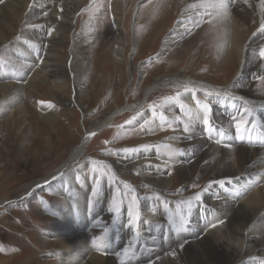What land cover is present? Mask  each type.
I'll list each match as a JSON object with an SVG mask.
<instances>
[{"label":"rangeland","instance_id":"rangeland-1","mask_svg":"<svg viewBox=\"0 0 264 264\" xmlns=\"http://www.w3.org/2000/svg\"><path fill=\"white\" fill-rule=\"evenodd\" d=\"M7 1L0 0V32L3 34V38L0 37V61L9 62L7 65L0 63V264H69V250L78 246L83 255H75V261L81 262L84 255L93 254L92 260L94 256H99L95 257L97 263L93 260L94 264H99L106 259V248L98 250L91 241L93 237L102 235L105 227L110 230L109 248L115 245L113 264H122L117 253L128 246L132 236V230L126 226L127 207L125 205L123 215L115 225L112 223L113 214L108 211L116 188L120 187L123 191L121 182L129 183L136 189L142 213V235L136 245L137 255L129 263L126 261L123 264H161V261L167 264L170 259L169 264H211L201 247L170 231L163 201L167 200L174 210L178 201L186 200L196 192L204 193L212 185L213 182L205 176L194 175L195 166L206 158L214 164L218 159L212 163L211 150L214 151L221 143H216L218 137L214 132L209 149L211 154L207 150L203 152L206 149L204 147L196 155L182 154L176 139L181 129L184 132L183 123L187 121V114L180 105L195 111V101L201 100L212 109L223 96L215 93L208 97L202 96L200 94L205 93L204 90L189 85L196 89L195 94L184 92V84L167 81L157 83L158 86H154L147 97L144 95L156 77L171 73L181 77H195L209 83L216 91H227V86L239 81L245 67V48L241 46L240 53L233 54L230 61L220 62L216 54V43L206 33L211 23L205 17L197 32L190 36L200 33L192 48L187 51L178 49L182 47L177 43L178 33L186 29L184 22L187 15L195 18V12L200 11L197 9L186 15L185 9L197 0ZM254 3L260 10V0ZM77 4L81 5L77 18L71 19L70 24L65 23L66 27L61 26L56 18L68 20V13ZM115 10L118 13H114ZM255 11L254 15H258L259 11ZM46 14L53 16V19L45 18ZM236 14L241 17L240 13ZM251 24L249 26L253 30L256 22ZM33 25L36 27H31ZM55 33L57 37H53ZM42 43H50L52 49L44 50ZM255 43L257 47L247 49L250 59L247 71L250 73L245 74L249 84L246 86L251 85L249 89L253 97L259 96L263 100L264 84L256 77L264 75V59L259 57V50L264 48V36H257ZM46 52L66 69V73L60 77L62 83H55L51 78L49 84L41 73L44 70L41 66L43 61L48 60ZM33 73L38 79L35 83L32 81ZM254 85H257L256 90ZM177 91L181 93L178 101L164 103L163 108L159 107L163 97L174 96ZM154 103L157 105L155 117L151 107ZM50 104L53 106L50 107ZM112 106L122 110L110 124L96 131L71 172L59 177L65 178L66 191L63 189V192H59L45 185L29 202L8 203L15 200L30 184L63 166L69 158V146L76 144L83 131L103 117ZM138 111L141 115L131 125H125L124 122ZM160 111L169 120L179 117L173 125L175 131L167 126L164 129L159 127ZM145 120L150 123L142 130L140 125ZM46 121L52 122L50 129ZM233 122V117L222 120L217 129L223 128L225 131L228 124ZM184 140L189 139L184 136ZM144 144L169 145L176 155L169 160L167 149L161 148L157 152L156 147L147 152L142 148L138 153L126 154L122 151L124 148H139ZM183 158L186 169L190 170L187 169L185 176L180 177ZM113 161L121 164L125 162L128 167L125 168L123 164L115 167ZM93 167L113 173L116 180L110 184L105 177L101 181L100 195L89 210V201L93 199L91 191L95 186L91 171ZM130 168L132 170L126 172ZM260 179L261 176L256 180L258 184ZM258 186L251 183V192ZM110 189L113 194L101 212L98 209L101 197L105 190ZM154 193H159L162 200L154 199ZM248 195L246 193L239 197V202H243ZM153 206L156 212L151 211ZM221 212L212 210L204 215L201 235L206 236L208 225L218 226L222 224L218 223L221 220L225 223L224 212ZM242 228L247 233L248 227ZM251 229L254 228L251 227L249 232ZM238 232L241 233L242 229ZM240 233L232 243L235 249L242 245L244 249L240 256L245 251L246 255L233 264H244L251 258L253 248L245 246L246 240ZM165 235L167 239H164ZM152 236L157 239H151ZM258 239L262 243L264 238L258 236ZM230 252L229 257L233 259ZM233 254H236V250Z\"/></svg>","mask_w":264,"mask_h":264},{"label":"bare ground","instance_id":"bare-ground-1","mask_svg":"<svg viewBox=\"0 0 264 264\" xmlns=\"http://www.w3.org/2000/svg\"><path fill=\"white\" fill-rule=\"evenodd\" d=\"M8 1H10V0H8ZM255 1L256 0H248V3H245L244 0H235V3H233L230 6V17L228 19L223 20L221 22H213L210 24L208 29H206L207 27L205 28L206 33L216 43V46H217L216 47V54H217V58L220 60V62L221 61H226V62L230 61L231 56H233V54H235V53L239 54L240 53L241 46H243L245 48L244 59L246 61V62L244 61L245 67L243 68V71L240 74L239 81H237L233 85L227 86L228 87L227 91H230L232 89L233 91H230V92L233 93V95L235 97H237V98L243 97L244 100L243 101L240 99L233 100L230 98L222 97L220 102L216 103L215 106L212 107V109L210 108L211 109L210 113H209L210 116H208V119L211 121L213 128L217 129V127L220 126V122L222 120L226 121V119H228L230 117L241 116V114L243 112L244 102L247 101L249 103V105L253 106V108H254V116L250 117L249 120L251 121L252 119H254L255 123H256V127L254 129L253 128L249 129V131L251 132V140L249 139L248 134H245L243 139H241V137L235 131V127H234L235 122L228 124V126L225 129L226 135H225L224 141L221 143V145H217V148L214 149V151L211 150L213 152L211 155V158H210L211 160H213L212 163H214L216 158L218 160L216 159L217 161L214 164H211L208 161V158L205 157L206 159L201 160V162L199 164H197L196 166L193 165L196 167V171L194 170L195 171L194 175H197V174L200 176L203 175L209 181H212L213 183L208 190L204 191V193H203L204 194V200L202 202L192 206L191 214L188 217V219H189L188 231L182 232L179 237L187 238L188 241L191 242L192 244L195 243V244H197V246L201 247L204 250V252L206 253V255L208 256L211 264H228V263L233 264L237 261H240L242 259V257H244L246 255V251H245L242 253V256H240L242 250L244 249L242 245H240L239 249H235V247L232 243L233 242L232 240L234 238H236L237 234L240 233L238 231H240L241 229H242V232L240 233V235H243L244 239L246 240L245 246L249 245V248L250 247L253 248L252 253L250 254L251 258L248 259L247 262H244V264H260L261 262L262 263L264 262V239H263L262 243L259 242V239H258V236H263V238H264V108L261 107V105H264V99L263 100L260 99L259 96L253 97V94L251 93V90L249 89V87L251 85L249 87L246 86L248 84L247 83L248 80H247V77L245 75L246 72L250 73L249 71H247L248 70V64L250 61V59L247 55V52H249V51H247V49L249 50V49H252L253 47H257V45L255 43L256 37L259 35L264 36V30L258 31L259 25L261 22V18H260L261 17V9L259 10L258 8L255 7V3H254ZM18 3H20V1ZM166 5H167V3L165 4V6ZM6 6L7 5L5 4V7ZM80 6H81L80 4H77L71 9V12L68 13L69 16H67L68 20L55 17L56 20L60 21L61 26L66 27L67 26L66 24L71 23V19L77 18V14L80 11ZM30 8H32V7H30ZM0 9H1V7H0ZM254 9H256L255 12L259 11L258 15H254ZM237 12L241 14L240 18H239V15L236 14ZM114 13H118V12L115 10ZM50 15H51V13H50ZM50 15L46 14L45 18H47L48 20L53 19V16H50ZM16 16H17V14H16ZM256 16L258 18H256ZM17 18H18V16H17ZM259 18H260V20H259ZM195 19H196V16H195L194 20ZM17 21H19V20H17ZM51 21H53V20H51ZM0 22H2V21H0ZM255 22H256V24L254 25L253 30H251L249 24L250 23L254 24ZM187 28L190 29V31H186V29H185L181 33H178V40L179 41L177 43H178V45H182V47H178V49L180 48V50H183V51L184 50L187 51L190 48H192V46L196 43L197 38L200 34L198 32L196 35L190 37L194 32H197V30L200 28V27H194L192 21L190 22V26ZM13 32H15V31H12V33ZM56 35L57 34L55 33V35L54 36L52 35V36L57 37ZM0 37L3 38V34H1V32H0ZM54 39H56V38H54ZM42 45H43L44 50L50 51L52 49V45H50V43H48V44L42 43ZM243 47H242V49H243ZM240 58H242V57H240ZM46 59H48V60L43 61V64L41 65L44 69L43 71H41V73L43 74V76H45V78L49 84H51V82H50L51 78H53L52 81L55 83H59V82L62 83L63 81L61 80L60 77L63 73H66V69L64 67H62L59 63L55 62L54 57L52 55H49V52H46ZM242 60H243V58H242ZM260 68L261 67H259V69ZM261 73H263V72H261ZM255 76H257V74ZM36 77H37V75L35 73H33L32 81L34 83L37 82V80H38ZM32 81L30 82V85H31ZM161 81L162 82H164V81L180 82L182 84H187L189 86H193V87H195L201 91L204 90V92H205V90H207L208 92H211V93L218 92V91L212 89L211 85L205 81H200V80L196 79L195 77H186V76L181 77L177 73H175V74L171 73V74H166V75H161L159 77H156L154 82L147 87L144 96L147 97V95L152 91L153 87L154 86L157 87L158 85H156V84L161 82ZM234 85H238V86H234ZM6 86L7 87L10 86V84H6ZM256 86L257 85H254V90H256ZM31 87H32V85H31ZM6 91H7V89H6ZM200 95L206 96L205 93H201ZM83 97H85V96H83ZM206 97H208V96H206ZM214 98H216V97H214ZM205 99H207V98H205ZM24 101H25V99H24ZM24 101H23V103H24ZM214 101L217 102L216 99H214ZM20 107L21 106H19V108ZM120 110H122V109H119L118 107L116 108L115 106H112L111 108H109L108 111L105 113V115H103V117L99 118L97 121L92 123L89 128L87 127L83 131V133L79 136L80 140L76 144L69 146V151H70L69 158L63 166H61L60 168H58L57 170H55L51 174H49V175L33 182L32 184H30L25 191H23L19 196H17V198H15V200L9 201L8 203L12 204L13 202H16L17 204H22L23 202H26V201L29 202L30 200L35 198L36 193L41 188H43L45 185L53 187V188L57 189L59 192H63V189H65L64 185L67 184V182H66L65 178H59V177H61L60 173H65L67 175L71 172L72 168H74V166L76 165L81 154L83 152H85L87 145L91 142L92 138L94 137V136H89L88 134L90 132L96 133V131H98L100 128H103L104 126L110 124L111 121L113 120V118L120 112ZM199 111L201 113H203V109H199ZM20 113H22V112H20ZM47 118H48V116H47ZM46 123H47L48 128L51 127V124H50V123H52L51 121H46ZM53 123H54V121H53ZM181 130L178 133L176 141H177V146L179 147V149H181L182 154H184V155L187 154V156L196 155L200 150L203 149V147L206 148L203 152H206V150L209 152V149H211V144L213 142L211 140V138H212V135L215 131L212 132L211 138H210L208 128L206 125L203 124L202 119H197L191 123L189 133L181 132ZM184 136H185V138H188L189 140L185 141ZM225 144L231 145V147H225ZM217 151H218V153H217ZM67 152H68V150H67ZM204 156H206V155H204ZM231 161H232L233 166L231 165ZM181 162H182V164L180 166V171L179 170L178 171H179V173H181L180 177H182V176L184 177L186 174V170L188 168L186 169V167H185L186 164L183 163L184 158L182 159ZM124 163L125 162H123L122 164L125 166V168H127L128 167V165H126L127 163H125V164ZM113 164L115 167L122 165L121 163H116L115 161H113ZM234 167H236V168H234ZM122 169H123V167H122ZM177 169H179V168H177ZM131 170L132 169L130 168L126 172H129ZM188 170H190V169H188ZM120 173L121 172L119 171L118 174H120ZM187 173H189V172H187ZM192 175H193V173H192ZM259 176H261V179H260V183L258 184L256 180H258ZM52 177H55V179H52ZM220 180H225L226 181L225 184L220 185L218 183V181H220ZM50 181H52V182L50 183ZM251 183L255 184V185H259L252 192H251L252 187L250 188ZM72 184H74V183H72ZM165 189H167L166 186H165ZM65 191H66V189H65ZM248 192H250L249 195H248ZM246 193L248 196L244 200H242L243 202H239V197H241L242 195H244ZM62 194L66 195V193H62ZM112 194H113L112 189L105 190L104 196L101 197L102 200L100 202V207L98 208L101 212H103V210H105L104 205L106 204L107 199ZM1 204L3 205V202H1ZM4 205H5V203H4ZM212 210H217V211L221 210L222 214L224 212L223 215L225 217V223H222L218 226L216 225L215 227L212 226L213 224L208 225L209 228L207 230V234H206V236H203V235H201V228H203V224L205 223L204 219H203L205 217L204 215L205 214L208 215L209 212ZM222 218H223V216H222ZM242 227H244V228L248 227V229L246 230L247 233H245V230H243ZM251 227L254 229H251V231L249 232V229ZM82 233H84V232H82ZM147 235H148V233H147ZM65 241H66V239H65ZM68 242H67V244H68ZM243 243H244V241H243ZM114 246L115 245L111 246L110 248L107 247L105 249L106 250V256H105L106 259H104V262L101 261V262H103V264H113L114 263V259H115L114 257L116 254ZM235 250H236V254H233V251H235ZM246 250H247V247H246ZM229 251H231L230 254L233 255V257H234L233 259L229 257L230 256ZM69 252H70V257L67 259V263H69V264H79L81 262H82V264H94L93 260L95 259L94 261H96V258L99 257V256H94V258L92 260L91 255H93V254H91L89 256L84 255L83 259L81 258V262H80V260L75 261L77 258L75 255H83L81 250H79V246L77 248H74L72 251L69 250ZM94 255H98V254H94ZM145 255H147V254H145ZM239 256H240V258H239ZM159 257H161V256H159ZM100 258H102L101 260H103L102 255H100ZM64 259L66 260V258H64ZM135 259H137V258H135ZM198 259L200 260V258H198ZM170 260H168L167 264H169ZM191 260H192V258H191ZM61 262H63V261H61ZM101 262H99V264ZM96 263H97V261H96ZM162 263L163 262L161 261V264Z\"/></svg>","mask_w":264,"mask_h":264},{"label":"snow or ice","instance_id":"snow-or-ice-1","mask_svg":"<svg viewBox=\"0 0 264 264\" xmlns=\"http://www.w3.org/2000/svg\"><path fill=\"white\" fill-rule=\"evenodd\" d=\"M245 3H248V0H244ZM235 3V0H197L196 3L189 4L186 9L185 13L186 15L188 13H192L195 10L199 9L200 11L195 12L196 19L194 20L191 15H187V19L184 22L186 31H190V29L187 28V23L189 21L193 22L194 27H199L200 23L204 21L205 17L209 18V23L213 22H221L223 20H226L230 17V6ZM260 9H261V22L259 25L258 31L264 30V0H260ZM31 27H36L35 25ZM51 33L49 32V35ZM35 47V45H33ZM259 57L261 59H264V48H261L259 50ZM0 63H4L7 65L8 61H0ZM23 67V66H22ZM258 80L264 84V75H259L256 77ZM238 86V85H234ZM184 92H192L195 94L196 89L190 88L187 84L183 85ZM213 93L208 92L205 90V95H212ZM218 96H223L225 98L230 99H240L244 100L243 97H235L233 93L230 91H218L215 93ZM181 96V93L177 91L174 96H167L163 97V103L159 106L160 108H163L164 103H171L179 100V97ZM197 105V110H193L191 108L186 107L185 105L181 104L180 107L182 110L186 111L187 114V121L183 123V131L185 133L190 132V126L191 123L197 119H202L203 124L207 126L209 131V137L211 138V134L213 131L216 132V135L218 139L216 140V143H222L225 139V131L223 128L220 129H214L211 121L208 119V113L210 112V105L206 102H202L201 100L195 101ZM50 107L53 105H49ZM153 110V117L157 114V105L154 103L152 106ZM262 108H264V105H261ZM199 109H203V113L199 111ZM141 115V112H136V115L132 116L129 120H126L124 123L125 125H131L133 121L137 119L138 116ZM254 116V108L253 106L249 105L247 101L244 102L243 112L240 116V118L233 117L234 120V127L236 133L243 139L245 134H248L249 139L251 140V132L249 131L250 128H255L256 123L255 120L252 119L249 120V117ZM179 117L176 118L178 120ZM176 120H169L163 113V111H160L159 113V127L161 129H164L165 126L167 128L173 129L175 131L173 125L176 123ZM150 122L148 120L144 121V124L140 125V128L143 130L145 128V125L149 124ZM119 127H123V125H120ZM89 136H95V132H90L88 134ZM190 138V137H189ZM105 143H108L105 141ZM152 147H156L157 152L160 151L161 148L167 149L166 155L169 160L174 159L176 153L171 150V147L169 145H148L144 144L141 145L139 148H124L122 151L124 153H138L140 152L141 148L147 152ZM225 147H231V145L225 144ZM96 162L94 161L93 164ZM105 167H109L105 165ZM93 173V183L94 187L91 191V197L92 200L89 201V210H91L92 204L96 202L100 195V188H101V181L106 177L108 182L111 184L115 182L116 177L113 173L106 172L100 168L93 167L92 168ZM64 173H60V176H63ZM55 179V177L53 178ZM225 180H220L218 183L220 185L225 184ZM123 184V191H121L120 187L116 188V194L112 197L111 202L109 204L108 211L113 214L112 223L113 225L117 224L124 212L125 205L127 207V224L126 226L132 230V236L131 240L128 243L127 247H124L122 252L117 253L121 257L122 264L123 262H130L131 259L136 255V245L139 243L142 232V213H141V207H140V197L136 193V189L133 188V186L126 182H121ZM146 187H148L146 185ZM193 187H196V185H193ZM202 192H196L193 196L188 197L186 200L178 201L175 204V209L173 210L169 206V202L167 200L163 201V206L165 211L167 212V218H168V225L170 231H174L177 236H179L182 232L188 231V224L189 219L188 217L191 214V209L194 203L198 204L202 201ZM154 199L156 200H162V197L159 195V193H154ZM156 207L153 206L151 211L156 212ZM145 223H151L150 221H145ZM218 223H223V221H218ZM215 227L216 225H212ZM151 229H149L150 231ZM109 228L105 227L103 229V234L100 236H96L92 238L91 243L93 246H95L98 250L102 248H107L110 246L111 241L109 240ZM167 235L164 236V239H167ZM151 239L156 240V236H152ZM183 247V245H180Z\"/></svg>","mask_w":264,"mask_h":264}]
</instances>
